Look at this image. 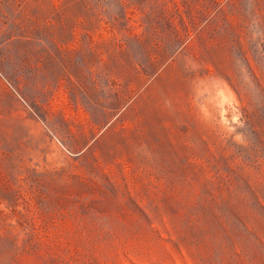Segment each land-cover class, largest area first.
Here are the masks:
<instances>
[{"label": "rangeland", "instance_id": "rangeland-1", "mask_svg": "<svg viewBox=\"0 0 264 264\" xmlns=\"http://www.w3.org/2000/svg\"><path fill=\"white\" fill-rule=\"evenodd\" d=\"M260 14L0 0V264H264Z\"/></svg>", "mask_w": 264, "mask_h": 264}, {"label": "trees", "instance_id": "trees-1", "mask_svg": "<svg viewBox=\"0 0 264 264\" xmlns=\"http://www.w3.org/2000/svg\"><path fill=\"white\" fill-rule=\"evenodd\" d=\"M146 1L151 2L153 0H130V2L135 6H140ZM254 1L255 3H257V6L259 7L261 13L259 28L264 33V0H254ZM171 15H173V13H171ZM257 95L259 98L258 106L255 109H251L249 111L248 109H245V111H247L246 118L248 119L249 122H252V120L255 119L254 120L255 125H257L261 130H264V78H261L260 81L257 83ZM256 191L257 190L251 191L250 194L251 196H249V199H252L256 205L264 208V205L260 201L261 199L264 200V195L260 194L261 192H256ZM245 197H243V199H245Z\"/></svg>", "mask_w": 264, "mask_h": 264}]
</instances>
